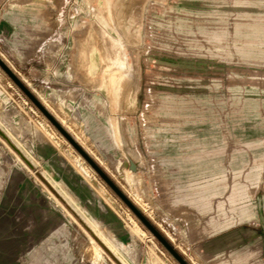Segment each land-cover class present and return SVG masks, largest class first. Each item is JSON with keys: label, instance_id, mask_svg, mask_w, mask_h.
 I'll list each match as a JSON object with an SVG mask.
<instances>
[{"label": "rangeland", "instance_id": "obj_1", "mask_svg": "<svg viewBox=\"0 0 264 264\" xmlns=\"http://www.w3.org/2000/svg\"><path fill=\"white\" fill-rule=\"evenodd\" d=\"M0 57L189 264H264V0H0ZM0 133V264H181L1 65Z\"/></svg>", "mask_w": 264, "mask_h": 264}, {"label": "crops", "instance_id": "obj_2", "mask_svg": "<svg viewBox=\"0 0 264 264\" xmlns=\"http://www.w3.org/2000/svg\"><path fill=\"white\" fill-rule=\"evenodd\" d=\"M111 13H112V9H110L108 11V14H111ZM22 48L26 52L27 50H31V49L33 51V49L35 47L33 46V44H31L28 41V43L22 44ZM89 51H90V49H89ZM89 51L86 54H82V57L90 56ZM78 55L76 57H78ZM101 56H106V54L101 53ZM67 71H70V70L68 69ZM18 72L20 74V78L23 79V81L24 80L26 81L27 79L30 80L31 77L28 73L29 69H27V70L23 69L22 71L18 70ZM91 72L93 73V70H91ZM72 83H73V80H71V83L69 85H71ZM108 87L110 88L111 86H108ZM112 87L114 90L117 89L118 94L121 92L120 82H118V84H115V86H112ZM53 91H55V90H53ZM41 99L49 107L50 101L47 99H43V98H41ZM48 102H49V104H48ZM71 118L74 119L73 117H70V119ZM87 127H89L88 128L89 130H91L92 127H96L97 133L103 134L102 137H108L109 135H112L113 138L116 139L114 134H113L111 126H110L111 131L108 132L106 129H104V125L102 124V122L90 120L87 123ZM82 130H83L85 136L88 137L87 132L90 133V131H85V129H82ZM107 143L109 145H105V146L109 150V149H111V144L109 143V140L106 141V144ZM62 148L64 150H67V147H65L64 144L61 142H60V147H57L53 143H51L47 140H39V143H37V145H36V152H37L36 153V156H37L36 159L38 161V164L41 167H44L48 170L49 175H51V174L54 175L53 177L63 181L65 184L70 186V184H72V178H71L72 172L71 171L73 170L74 166L68 160V158L65 156V154H64L65 151L62 150ZM70 154H71V152H70ZM80 180L82 181V179H80ZM97 213L99 215V212H97ZM101 216H102V219L105 218L103 214ZM40 222H42V224H44L46 221L43 218ZM107 223L110 226H112V228H113V225H111L110 222L107 221ZM36 229L38 231L36 233V237L39 238L41 236V233H40V230L42 229L41 225H40V227L38 226ZM239 234H240V231H238L237 229H230V230H224L223 232L222 231L219 232L217 235L212 236V238H210L209 240L202 242L201 248L204 249L203 253H207L206 255L209 258L214 259L212 264H245L241 257H236V258H231V259L229 257H227L229 253L234 252L236 250V248L240 246L238 244L239 240L237 239ZM192 257H193V260L191 259V261L193 263L195 262L196 264H203L199 259H197L198 258L197 256H192ZM222 258H224V259H222Z\"/></svg>", "mask_w": 264, "mask_h": 264}, {"label": "water", "instance_id": "obj_3", "mask_svg": "<svg viewBox=\"0 0 264 264\" xmlns=\"http://www.w3.org/2000/svg\"><path fill=\"white\" fill-rule=\"evenodd\" d=\"M0 65L5 69L9 76L23 89L31 100L43 111L50 121L62 132L71 144L81 153L89 164L103 177V179L113 188V190L126 202L134 213L143 221L148 229L164 244V246L177 258L181 264H189L187 260L174 248L167 238L146 218V216L132 203L124 192L108 177L100 166L88 155L80 144L72 137L60 122L49 112L40 100L31 92L24 82L11 70V68L0 57Z\"/></svg>", "mask_w": 264, "mask_h": 264}, {"label": "bare ground", "instance_id": "obj_4", "mask_svg": "<svg viewBox=\"0 0 264 264\" xmlns=\"http://www.w3.org/2000/svg\"><path fill=\"white\" fill-rule=\"evenodd\" d=\"M47 102V101H46ZM48 104H49V102H48ZM59 117V116H58ZM61 121V120H60ZM63 122V121H62ZM0 136L2 137V138H5L6 139V141L8 142V140H7V138L4 136V135H2L1 133H0ZM81 144H82V142L81 141H79ZM9 143V142H8ZM10 144V143H9ZM11 145V144H10ZM13 148V147H12ZM15 148V147H14ZM13 148V149H14ZM20 155V154H19ZM78 160L80 161V162H82V158L79 156L78 157ZM86 173H92V169H91V167H89L86 163H84V165H83V168H82ZM45 181V180H44ZM49 188H50V186L48 185V183H46V182H44ZM51 189V188H50ZM52 190V189H51ZM136 224V223H135ZM136 226H137V230L136 231H138V232H142V233H145L142 229H141V227L138 225V224H136ZM102 231V230H101ZM100 231V235L102 236V238L107 242V239H106V237L108 236L104 231L103 232H101ZM135 232V231H134ZM95 239L96 240H98L97 239V237H95ZM99 241V240H98ZM101 245V247L105 250V251H108V253H110L111 254V252L108 250V249H106L105 248V246L103 245V244H100ZM112 255V254H111ZM112 257H114V256H112ZM115 259V258H114Z\"/></svg>", "mask_w": 264, "mask_h": 264}]
</instances>
